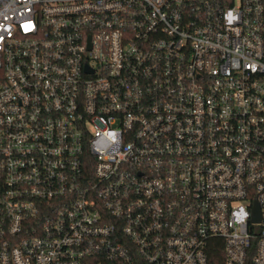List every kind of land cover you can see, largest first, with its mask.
I'll list each match as a JSON object with an SVG mask.
<instances>
[{"label": "built area", "instance_id": "1", "mask_svg": "<svg viewBox=\"0 0 264 264\" xmlns=\"http://www.w3.org/2000/svg\"><path fill=\"white\" fill-rule=\"evenodd\" d=\"M213 249L264 264V0H0V264Z\"/></svg>", "mask_w": 264, "mask_h": 264}, {"label": "trees", "instance_id": "2", "mask_svg": "<svg viewBox=\"0 0 264 264\" xmlns=\"http://www.w3.org/2000/svg\"><path fill=\"white\" fill-rule=\"evenodd\" d=\"M212 256H213L214 264H223L224 255L222 253V250L213 249Z\"/></svg>", "mask_w": 264, "mask_h": 264}, {"label": "water", "instance_id": "3", "mask_svg": "<svg viewBox=\"0 0 264 264\" xmlns=\"http://www.w3.org/2000/svg\"><path fill=\"white\" fill-rule=\"evenodd\" d=\"M260 218H261V210L259 208V205H256V207L254 209L252 221L258 222V221H260Z\"/></svg>", "mask_w": 264, "mask_h": 264}]
</instances>
